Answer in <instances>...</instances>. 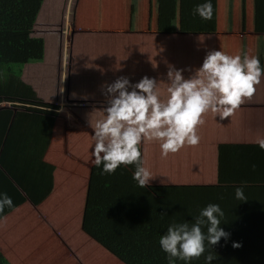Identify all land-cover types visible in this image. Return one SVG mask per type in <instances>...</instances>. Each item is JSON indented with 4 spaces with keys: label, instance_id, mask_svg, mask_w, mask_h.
Segmentation results:
<instances>
[{
    "label": "crops",
    "instance_id": "1",
    "mask_svg": "<svg viewBox=\"0 0 264 264\" xmlns=\"http://www.w3.org/2000/svg\"><path fill=\"white\" fill-rule=\"evenodd\" d=\"M204 2H42L34 17L33 32L42 37L51 35L45 38L54 44L58 42V46L63 37H69L68 52L64 51L63 62H55L56 67L51 69H45L43 60L27 66L21 80L32 87L40 100L60 109L52 129L46 120L39 124L28 118L17 119L19 127L13 126V142L6 154L19 157L22 169L11 171L13 176L9 170L0 174V193L13 196V188L23 186L29 189L32 199L43 200L36 207L26 201L0 214V264H9V251L23 253L25 260H32L30 263L23 260V264H46L51 252H60L61 245L70 252L80 250L77 245L83 244L86 253L96 248L100 251L91 239L74 241L72 236L84 234L78 227L89 235L113 228L103 229V219L92 221L88 229L90 219L85 215V205L89 198L135 202L140 206L134 216L136 225L143 230L150 225H169L165 224L168 217H181L182 211L172 210V199H203L204 187L212 190L209 199L213 193L236 184L244 185V195H248L250 188L251 194L264 195V151L256 143L264 139V76L252 97L245 99L226 119L211 111L202 115L204 123L196 128L199 137L196 145L185 144L176 153L162 157L159 142L142 141L139 149L143 166L152 174L145 187L137 186L133 172L126 166L117 168L112 175L101 176L100 169L92 163L91 135L95 122L103 118L102 110L107 107L105 86L121 77L130 84L148 77L157 82V91L164 99L169 65L185 70L182 74L187 79L201 66L207 52L212 51L210 47L232 56H257L264 50V0H211L209 20H202L193 12L197 4ZM29 77L32 81L25 79ZM44 87L53 88L50 101L45 98ZM10 107L9 103L0 104V108ZM11 109L15 114L16 109ZM39 155L46 167L30 169L33 166L28 163L34 161L30 157ZM253 199H256L253 209L259 215L264 198ZM162 204L168 214L161 209ZM28 222H33L35 228L25 240L21 232L23 224ZM128 224L131 226V218ZM11 232L14 238L8 240ZM119 233L117 237L126 236L125 232ZM26 242L28 246L24 247ZM29 249L32 254L26 255ZM101 262L127 264L108 253L103 254Z\"/></svg>",
    "mask_w": 264,
    "mask_h": 264
},
{
    "label": "clouds",
    "instance_id": "2",
    "mask_svg": "<svg viewBox=\"0 0 264 264\" xmlns=\"http://www.w3.org/2000/svg\"><path fill=\"white\" fill-rule=\"evenodd\" d=\"M193 12L202 20L211 19V0L197 4ZM183 71L169 65L164 99L157 91V82L148 77L135 84L121 77L104 87L107 107L102 110L103 118L95 122L91 135L92 163L100 169L101 176L131 165L133 181L138 187H145L152 174L143 166L139 149L142 141L159 142L162 157L176 153L185 144L196 145L199 142L196 128L204 123L202 115L211 111L226 119L245 99L252 97L264 76V67L257 56H232L220 50L207 52L201 66L189 78L183 76ZM256 143L264 151V139ZM234 199L247 200L243 184L234 189ZM6 207H13L12 199L0 193V212ZM223 216L220 206L210 203L191 224L170 223L158 240L168 264L176 261L190 264L202 255L204 264H212L216 256L212 252L205 255L206 246L213 248L229 237L220 227ZM239 246L232 244L233 248Z\"/></svg>",
    "mask_w": 264,
    "mask_h": 264
},
{
    "label": "trees",
    "instance_id": "3",
    "mask_svg": "<svg viewBox=\"0 0 264 264\" xmlns=\"http://www.w3.org/2000/svg\"><path fill=\"white\" fill-rule=\"evenodd\" d=\"M43 1L0 0V104H11L10 108H0V174H6L8 173L7 170H9L10 176H13L11 175V171H16L17 167L22 169L21 163H18L20 161L19 157L6 154V149H10L13 142V126L19 127L17 119L28 118L39 124L46 120L49 123V128L52 129L56 118H58V105L42 102L36 96L32 87L21 80L24 69L29 65L42 61L46 54L44 39L33 32L34 17ZM13 107L16 109L15 114L11 109ZM30 158L34 160L28 163L33 166L30 169H39L42 166L46 167V165L42 164L41 155ZM126 167L132 172L134 171L133 166L129 165ZM11 178L14 179L15 177ZM17 185L21 186V183ZM28 190L23 186L19 189L13 188L12 192L14 191V195L9 196L12 199L13 207L9 209L5 208L0 214L10 212V210L22 205L26 201H29L33 207L38 206L43 199H32ZM3 192H5L4 189ZM98 203H101V201L86 199L85 215L89 212L88 207ZM129 204L130 206H135L134 202ZM183 206L179 204L180 209ZM162 209L166 210L163 204ZM90 215L92 214L90 213ZM247 226L251 230L250 235L258 242V245L260 243V246H263L264 224L260 225V223L257 224V221H248ZM145 227L148 228L143 229L144 227H142L143 230H141L137 227H131L135 231L137 240L140 238V235L143 237V239L138 240L139 243L138 241L135 242L134 235L130 236L129 233H125V237H117L116 233H112L110 230H101L98 234H94V232L91 234L97 236L100 241L103 240V243L112 251H117L121 260L127 264H168L165 254H162L158 245V240L160 236L165 234L168 225H150ZM143 234L146 238H144ZM233 243L240 246L233 250ZM139 244L142 247L141 250L137 248ZM222 246L219 249V253L215 249L210 247L207 249L206 247L205 255L212 252L216 256L212 264H240V258L243 259L245 264H250V261L244 256L250 249L242 245L241 240L238 238L233 241L228 237ZM138 251H147V257L144 258ZM227 255L229 256L226 257ZM175 264H183V262L176 261ZM190 264H204V256L202 255L198 260H192Z\"/></svg>",
    "mask_w": 264,
    "mask_h": 264
},
{
    "label": "rangeland",
    "instance_id": "4",
    "mask_svg": "<svg viewBox=\"0 0 264 264\" xmlns=\"http://www.w3.org/2000/svg\"><path fill=\"white\" fill-rule=\"evenodd\" d=\"M45 37H52V36L46 35V36L42 37L44 39V41L46 40L45 41L46 54L44 55L46 58L43 59V62H45V69H49V68L51 69L52 67H56L55 62H61V61L63 62V59H64L63 53H64V51L65 52L68 51L67 48L69 47V45H68L69 37H63V41L61 42L60 46H58V42H56V44H54L53 42H50L49 39H47ZM176 45H178V44H176ZM172 46L173 45H171V47ZM209 50L213 51V49H211V47L209 48ZM263 51H261L260 53L258 52V54H257V56H259L258 58H259V61H260V64L262 67H264V52ZM202 61H203V59L201 60V63H202ZM189 62H191V61H185L186 64H188ZM57 66H58V64H57ZM186 66H188V65H186ZM29 72H31V71H29ZM25 79L28 81H32L31 77L25 78ZM44 92H45V96H46L45 98L48 101H50L52 99L51 97L54 96L53 88L46 90L44 87ZM42 102H44V101L42 100ZM59 109H60V107L57 110H59ZM234 127H236V125H234ZM261 167L262 166H260L256 169H259ZM263 168H264V166H263ZM263 173H264V171H263ZM239 186H241V185H237V184L232 185L231 187H226L223 192L213 193L212 199H209V196L211 195L212 190L210 188H206V187L201 189V191L205 195V198H203V199H177V201H178L177 202L175 199L171 198L173 200V202L171 203L172 209H174L176 211H182L183 213H181V217H179V218L176 217L175 219H173V218L169 219V217H168L165 224H170L172 222H176V223L190 222V224H191L193 219L199 214V211L201 209H203L206 205H208L210 203L218 204L224 213V216L221 219L220 227L225 232L229 233L230 240L234 241L238 238L239 240H241L242 245L246 246V248L249 247L250 250H248V252L246 254H244V256L248 259V261H250V264H264V245L260 246L261 245L260 243L258 245V242L253 238L252 235H250L251 230H249V228L247 226L248 221H257V224L260 223V225L264 224V199L261 202L263 205L261 207L262 210L259 213V215H257L255 210L253 209V207H256L254 205L256 203V199H253V198L254 197H257V198L263 197L264 198V195L261 194L259 196L257 194V192L254 194H251L252 190L250 188L248 195H245L246 197H248L250 199H247L244 202L238 201V200L234 199V189L236 187H239ZM253 189L256 190V186H253ZM100 201H101V203H98L96 205L93 204L91 207H88V209H89L88 211L93 216V217L90 216L89 212H88V215H86L87 219H90V224L88 226L89 230L91 229L90 226L93 225V222H95V220L101 222L104 219L103 225H102L103 229L108 228V226H113L112 230L108 228L110 230V232H112V233L120 232L119 234H123V235H124V232L126 234L129 233L130 236L134 235L135 242L143 239V237L140 235V238L137 240L135 231L128 224L130 222V218H131V226L137 227V225H136V219L137 218H135L134 216L136 215L140 206H137L136 203L134 202L135 206L132 205L130 208V204L128 202V199H101ZM179 204L184 205L182 207V209L179 208ZM257 204H259V203H257ZM243 207H245V208H243ZM90 208H92V209H90ZM162 210H164V209H162ZM164 211L167 212V210H164ZM163 213L164 212H162V214ZM191 213L195 214L194 218L191 215ZM112 214H115V215H112ZM142 214H143V210H142V208H140L139 217H141ZM118 215L120 216V218H117ZM185 215H186V220L184 219ZM127 218H129V220H127ZM161 220H162V218H161ZM128 227H130V229H128ZM32 228H35L33 222L32 223L28 222V223L23 224L21 235H23V234L25 235V240L28 237H30L29 234H30V231ZM17 229L18 228L16 227V230ZM121 229H123V230H121ZM78 230L80 232L82 231L84 234H72L73 238L76 239L74 241H77L79 239H83L84 241H86V239H91L92 241H94V243L97 245V247H99L101 250L98 251L96 248L95 251H93L91 253H89V252L86 253L85 251L82 250V248L86 247V245L83 244V245H77V247H81L80 250L78 249V251L76 250V251L70 252L64 245H61L60 246V249H61L60 252L59 251L58 252H51V259L49 258L47 260L46 264H102L101 258L103 256V254H105V253L111 254L117 260L121 259L120 256L118 255L119 253L117 251L114 252L111 249H109L103 243V240L100 241L99 238L95 235L86 234L83 231L84 228L82 230L81 228L78 227ZM11 234H12V232L7 235L8 240H9V238H11V240H13L14 237L11 236ZM143 236H144V238H146L144 234H143ZM263 236H264V234H263ZM262 239L264 240V238H262ZM262 239H260V240H262ZM224 241H225L224 239H221L216 245L213 246L212 249H215L219 253V249L223 247L222 244L224 243ZM138 243H139V241H138ZM23 246L27 247L28 246L27 242ZM74 246L76 247V245H74ZM137 248L139 250L142 249L140 244H139V246H137ZM207 249H209V247H207ZM234 249H236V248H233V250ZM50 250H53V248ZM28 252H30V253L26 254V255L32 254L31 249H29ZM62 252L64 254H62ZM243 252H245V251H243ZM7 253H8L9 264H18V263L23 264L24 263L23 260H25V257L24 258L22 257V255H24L23 253H19L18 255L12 251H9ZM138 253L143 255L144 258H146L147 254H148L147 251H138ZM162 254H164V253L162 252ZM229 255H227L226 257H228ZM31 261L32 260H29L28 258H26V260H25L26 263H30ZM116 262H118V261H116ZM242 263L245 264L243 262V259L240 258V264H242ZM117 264H122V262H119Z\"/></svg>",
    "mask_w": 264,
    "mask_h": 264
}]
</instances>
